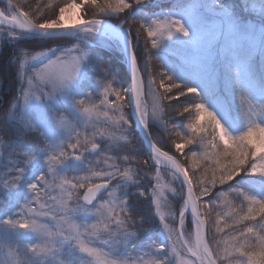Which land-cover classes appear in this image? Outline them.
Instances as JSON below:
<instances>
[{
	"label": "snow or ice",
	"instance_id": "1",
	"mask_svg": "<svg viewBox=\"0 0 264 264\" xmlns=\"http://www.w3.org/2000/svg\"><path fill=\"white\" fill-rule=\"evenodd\" d=\"M150 2L0 8V264H264V0Z\"/></svg>",
	"mask_w": 264,
	"mask_h": 264
},
{
	"label": "trees",
	"instance_id": "2",
	"mask_svg": "<svg viewBox=\"0 0 264 264\" xmlns=\"http://www.w3.org/2000/svg\"><path fill=\"white\" fill-rule=\"evenodd\" d=\"M167 0H161L158 1V3L156 4H161V5H170L173 0H171L168 4H163V2H165ZM15 2V0H14ZM31 2V0H30ZM225 3L236 7L235 9L238 8H242V6H244L245 0H225ZM155 6H153L154 8ZM27 10V8L25 9ZM142 41H141V45H142ZM10 51V47H4L3 48V52H0V74H3L4 76H8L10 74V72L12 71L11 69H7L6 65L8 63L7 60V53ZM103 51L106 53V59H108L110 61L111 66L114 69V72L117 73L118 75H122L124 71H126V65L124 64L123 59L121 58V55L118 51H114V54H112L111 52L103 49ZM155 51V55L153 57V71L156 70H164L161 66L162 65H166L164 60L162 59L161 55H160V51L158 50H154ZM157 57H159V59H157ZM257 66H259V59L257 60ZM178 119V118H177ZM154 237L158 239V235L157 233L154 234Z\"/></svg>",
	"mask_w": 264,
	"mask_h": 264
},
{
	"label": "rangeland",
	"instance_id": "3",
	"mask_svg": "<svg viewBox=\"0 0 264 264\" xmlns=\"http://www.w3.org/2000/svg\"><path fill=\"white\" fill-rule=\"evenodd\" d=\"M158 1H161V0H151L150 7L155 6L156 3H158ZM4 7L5 5L0 2V8H4ZM235 10L243 19L249 22L255 23V22H258L259 20L258 15L249 12L248 10L244 8V6H242V8H238ZM105 49L111 52L112 54H114V51H117V50L109 49V48H105ZM159 51H160V55L162 59L164 60L165 64L172 65V66H178L181 63V58L186 55V53L183 50L178 49L174 46L173 47H161ZM126 69H127V66H126ZM157 235H158V239H161V240L163 239V237L159 233H157Z\"/></svg>",
	"mask_w": 264,
	"mask_h": 264
},
{
	"label": "bare ground",
	"instance_id": "4",
	"mask_svg": "<svg viewBox=\"0 0 264 264\" xmlns=\"http://www.w3.org/2000/svg\"><path fill=\"white\" fill-rule=\"evenodd\" d=\"M171 0L163 2V4H168ZM1 3H3L2 0H0ZM4 4V3H3ZM5 5V4H4ZM106 50V49H105ZM108 51V50H107Z\"/></svg>",
	"mask_w": 264,
	"mask_h": 264
},
{
	"label": "water",
	"instance_id": "5",
	"mask_svg": "<svg viewBox=\"0 0 264 264\" xmlns=\"http://www.w3.org/2000/svg\"><path fill=\"white\" fill-rule=\"evenodd\" d=\"M2 1H3L4 4L6 3V0H2Z\"/></svg>",
	"mask_w": 264,
	"mask_h": 264
}]
</instances>
